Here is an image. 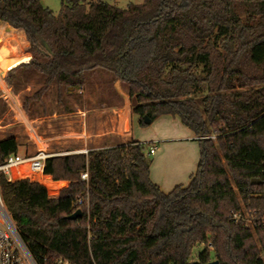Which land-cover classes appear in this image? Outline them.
Returning a JSON list of instances; mask_svg holds the SVG:
<instances>
[{
  "label": "trees",
  "instance_id": "trees-1",
  "mask_svg": "<svg viewBox=\"0 0 264 264\" xmlns=\"http://www.w3.org/2000/svg\"><path fill=\"white\" fill-rule=\"evenodd\" d=\"M41 2L0 0V28L22 31L30 55L5 85L21 72L44 80L23 97L25 115L52 86L79 90L99 70L125 90L139 126L144 116L179 119L199 157L188 185L168 193L134 141L49 158L40 177L27 166L18 180L0 175L1 203L34 263L264 264V228L229 221L236 210L264 213V0H142L123 10L60 0L57 15ZM0 89L9 96L1 79ZM18 146L0 140V165Z\"/></svg>",
  "mask_w": 264,
  "mask_h": 264
},
{
  "label": "crops",
  "instance_id": "crops-1",
  "mask_svg": "<svg viewBox=\"0 0 264 264\" xmlns=\"http://www.w3.org/2000/svg\"><path fill=\"white\" fill-rule=\"evenodd\" d=\"M85 77L87 79L85 86L78 90L85 94L84 100L76 95L75 89L57 87L54 95L56 102L52 104L44 100L43 105L32 104L31 116L23 113L18 102L20 113L24 117H19L15 112L17 119L15 124L26 129L28 138L20 140L18 133L13 132L0 136V140L7 137L15 138L19 145V155L24 154L26 145H30L36 151L53 149V152H57L53 154L75 155L126 145L132 141L141 143L133 139L132 125L135 116L130 112L129 96L119 82L113 80L111 75L104 78L99 70L90 71ZM38 80L42 83L44 81L39 77ZM92 90L98 91L97 99L90 98ZM58 96L61 97L60 103L64 106L61 110L56 107L59 102ZM68 100L73 102L68 103ZM86 107H93V114L87 115L89 111L85 109ZM65 108L69 112H65ZM73 111L76 115L71 116ZM155 123L158 124L159 132L156 135L152 132V137L145 139L153 142L148 146L156 148L151 156L149 178L162 193H167L168 189L188 185L190 176L197 169L199 145L179 119L161 116Z\"/></svg>",
  "mask_w": 264,
  "mask_h": 264
},
{
  "label": "rangeland",
  "instance_id": "rangeland-1",
  "mask_svg": "<svg viewBox=\"0 0 264 264\" xmlns=\"http://www.w3.org/2000/svg\"><path fill=\"white\" fill-rule=\"evenodd\" d=\"M95 1V0H87V2ZM103 2L108 3L109 5L118 8V9H126V7L129 4L139 5L141 4L142 0H103ZM42 6L47 8L48 10H51L53 14L57 15L60 11V0H42L41 2ZM28 53V45L25 41L24 35L22 31L19 32H11L7 29H1L0 28V79L3 82V86L7 89V94L3 92V90L0 89V136L10 135L13 132L18 133V138L20 140H25L27 137L26 129L21 127L20 125H16L15 122H17V119H15V110L12 106L10 96L14 98L17 102H20L21 104V110H22V100L24 96H29L32 93H34L38 88L42 85V82L38 80V76L35 74H28V73H18L16 80H18L17 84H15V87L13 89H9L5 85V76L6 72L9 68L20 64L22 61H26L29 58ZM104 75V78H109L110 74H107L105 72L99 71ZM40 78V77H39ZM57 91V86L50 88L48 91L44 94V100L50 101L52 104L56 102V97H54L55 92ZM75 93L81 100H84L85 94L83 92H79L77 89L75 90ZM94 94V95H92ZM90 98L97 99L98 91L92 90ZM124 96V94L122 93ZM73 102V100H68V103ZM82 102V101H81ZM50 103V104H51ZM56 107L60 110L64 106L58 102L56 104ZM93 108V107H92ZM92 108H85L87 111V115L93 114ZM84 109V108H82ZM74 113V114H73ZM76 115L75 112H72L71 116ZM170 117V116H169ZM177 119V118H175ZM16 128V129H15ZM28 133L29 129L27 128ZM132 136L134 140H137L141 143L143 147H145V153L148 152V145L150 142L148 139L152 137L153 133L156 135L159 132L158 124L154 122L144 125V127L139 126L138 124V118L135 116L133 120L132 125ZM153 132V133H152ZM47 153H57L53 152V149L51 151H45L40 150ZM33 150L30 145H26L24 147L23 155L20 156H32L35 155L37 152ZM159 153V152H158ZM152 160V157L150 156V161ZM151 163V162H150ZM172 189H168L167 193L170 192ZM201 249V246L196 247L193 249L192 253V261H195L197 254L199 253Z\"/></svg>",
  "mask_w": 264,
  "mask_h": 264
},
{
  "label": "built area",
  "instance_id": "built-area-1",
  "mask_svg": "<svg viewBox=\"0 0 264 264\" xmlns=\"http://www.w3.org/2000/svg\"><path fill=\"white\" fill-rule=\"evenodd\" d=\"M148 155L152 156L156 148L148 146ZM65 154H51L44 151L37 152L32 156L10 155L5 162L0 165V175L5 181L12 182L20 178V170L27 166L30 172L36 176H41L44 170V162L49 158L63 156ZM81 181H87V173L80 175ZM82 201L78 200V204ZM229 221L233 225L240 226L246 231L264 228V213L256 211L236 210L229 213ZM0 264H35L30 254H28L20 237L18 236L12 221L5 211L0 200Z\"/></svg>",
  "mask_w": 264,
  "mask_h": 264
},
{
  "label": "water",
  "instance_id": "water-1",
  "mask_svg": "<svg viewBox=\"0 0 264 264\" xmlns=\"http://www.w3.org/2000/svg\"><path fill=\"white\" fill-rule=\"evenodd\" d=\"M41 44L43 45V47H44L45 51L47 52V54L51 55V49L49 48V46L46 45V43H44V42H42ZM143 123L146 124V125H148V124L151 123V121H150L146 116H144V118H143ZM252 183L254 184V182H252ZM80 216H81V212H80V210H76V212L73 213V214H72L71 216H69L68 218H69L70 220H76V219H77L78 217H80ZM208 264H217V262H216V261H212V262H210V263H208Z\"/></svg>",
  "mask_w": 264,
  "mask_h": 264
}]
</instances>
